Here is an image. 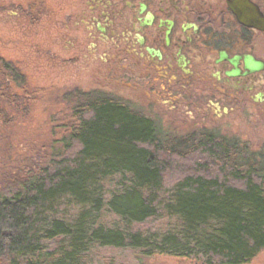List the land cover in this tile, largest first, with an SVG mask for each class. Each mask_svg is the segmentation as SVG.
I'll return each instance as SVG.
<instances>
[{"label": "trees", "instance_id": "16d2710c", "mask_svg": "<svg viewBox=\"0 0 264 264\" xmlns=\"http://www.w3.org/2000/svg\"><path fill=\"white\" fill-rule=\"evenodd\" d=\"M28 89L18 67L0 59V122L12 121L9 112H27L35 99ZM90 98L54 140L58 149L26 160L0 183V264H79L80 224L54 214L63 200L90 201L97 173L129 172L133 183L107 203L126 220V230L94 233L103 245L146 247L133 224L165 211L180 219L186 240L212 222L216 234L196 250L168 236L146 255L200 254L203 264H248L264 249V165L258 154L217 132L177 133L109 97Z\"/></svg>", "mask_w": 264, "mask_h": 264}, {"label": "flooded vegetation", "instance_id": "af4514ba", "mask_svg": "<svg viewBox=\"0 0 264 264\" xmlns=\"http://www.w3.org/2000/svg\"><path fill=\"white\" fill-rule=\"evenodd\" d=\"M0 24L10 40L34 29L41 59L82 68L86 85L55 99L66 125L93 94L177 133L264 120V0H0Z\"/></svg>", "mask_w": 264, "mask_h": 264}, {"label": "rangeland", "instance_id": "374dc122", "mask_svg": "<svg viewBox=\"0 0 264 264\" xmlns=\"http://www.w3.org/2000/svg\"><path fill=\"white\" fill-rule=\"evenodd\" d=\"M3 26L5 24H0V55L24 72L29 90L34 92L35 99L29 103V108L24 114L20 111L9 112L10 117L12 114V121L0 122V183L26 160L33 162L37 157L42 159L51 154L52 148L60 147V143L53 142L66 133L64 118L60 116H63L61 113L67 111V108L63 105L57 106L55 99L69 87L86 85L81 67L74 70L68 64L59 65L56 57L40 58V54L36 52L41 46L34 37V29L25 39L10 40L8 29ZM42 46L48 49L50 44ZM58 112L59 116L55 117ZM228 121L229 118L221 120L218 125ZM231 121L232 124L219 130L220 134L230 139L234 137L241 143L247 142L253 151H257L261 144L264 146V120L254 123V118L249 120L240 116ZM257 137L259 139L256 141L254 138ZM258 155L264 165V151ZM132 185L129 172H115L106 176L97 173L88 189L90 201L75 203L72 200H63L58 205L54 214L56 217L80 224L84 249L79 255V264H203L200 254L198 257H177L154 251L150 255L145 253L151 252L168 236H175L181 239L183 244L196 250L201 241L216 234L217 225L213 222L212 227L200 233L198 237L186 240L180 219L162 211L156 218L133 224L134 228L140 230L141 237L147 240L146 247L103 245L99 239L92 237L94 233L101 236L108 231L125 232L126 220L110 210L107 203ZM248 264H264V249Z\"/></svg>", "mask_w": 264, "mask_h": 264}, {"label": "water", "instance_id": "95a60500", "mask_svg": "<svg viewBox=\"0 0 264 264\" xmlns=\"http://www.w3.org/2000/svg\"><path fill=\"white\" fill-rule=\"evenodd\" d=\"M238 16L241 18V19H244L245 17V13L243 11H240V12H237ZM253 66H256L257 63L256 62H253L252 63Z\"/></svg>", "mask_w": 264, "mask_h": 264}]
</instances>
